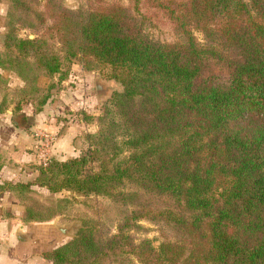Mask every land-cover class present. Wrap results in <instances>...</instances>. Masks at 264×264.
<instances>
[{
  "label": "trees",
  "instance_id": "trees-1",
  "mask_svg": "<svg viewBox=\"0 0 264 264\" xmlns=\"http://www.w3.org/2000/svg\"><path fill=\"white\" fill-rule=\"evenodd\" d=\"M11 2L18 14L45 16ZM155 2L182 41L154 42L123 7L79 13L52 3V23L39 37H5L0 69L18 76L25 93L36 90L39 75L59 74L62 61L76 58L107 67L121 86L87 137V150L37 167L32 183L51 194L110 199L123 225L109 239H95L91 227L80 230L47 259L115 264L125 244L128 260L141 264H264V0ZM22 23L36 29L43 19ZM209 58L229 72L204 75ZM30 186L0 184V192ZM40 211L30 208L27 221L56 215ZM141 219L177 237L157 248L126 243L123 229Z\"/></svg>",
  "mask_w": 264,
  "mask_h": 264
},
{
  "label": "rangeland",
  "instance_id": "rangeland-1",
  "mask_svg": "<svg viewBox=\"0 0 264 264\" xmlns=\"http://www.w3.org/2000/svg\"><path fill=\"white\" fill-rule=\"evenodd\" d=\"M20 1L22 6L27 7V12L45 13V16L37 18L33 14H18L11 0H0V54L4 52L7 34L33 39L51 25L52 21L46 15L49 3L79 13L111 6L123 7L129 10L134 23L154 42L174 44L183 40L168 16L155 7L154 0ZM21 5H17V8H22ZM42 19L43 24L36 29L20 24L21 21L32 24ZM193 36L200 45H207L200 32H193ZM54 47L58 49L59 45ZM227 72L229 70L225 63L213 58L205 61L204 75H225ZM109 75L110 70L94 60L86 58L84 66L76 58L62 61L59 74L39 75L36 90L25 93L26 87L18 76L8 67L0 69V106L4 109L0 115V142L9 138L11 132L22 133L24 152L31 155V159L16 164L13 160L9 163L0 162L4 167L2 176H5V179H0L1 185H31L27 191L0 192V264H52L47 255L78 236L80 230L91 227L95 239H109L123 225V214L116 210V205L110 199L81 196L68 191L51 194L32 183L37 176V167H46L51 160L67 161L76 158L87 150V137L96 134L98 118L103 115L105 108L111 107L112 95L121 91L120 84ZM44 97L45 102L40 106ZM62 137H66L65 145L55 148ZM46 145L48 162L43 165L41 150ZM12 164L16 165L18 173L9 178L8 165ZM30 208L33 211L41 210V216H45L48 209L56 215L45 222L27 221ZM58 227L69 228V232L62 233ZM123 232L128 238L126 243L138 245L149 241L154 248L177 237L169 227L149 219H141L134 226L123 229ZM127 251L124 244L115 264H141L134 259L129 261Z\"/></svg>",
  "mask_w": 264,
  "mask_h": 264
},
{
  "label": "crops",
  "instance_id": "crops-1",
  "mask_svg": "<svg viewBox=\"0 0 264 264\" xmlns=\"http://www.w3.org/2000/svg\"><path fill=\"white\" fill-rule=\"evenodd\" d=\"M22 133L19 132H11L10 137L3 140V142H0V162L3 163H9L13 160V162L16 164L22 160H27L31 159V155L27 154L24 152V145L25 144L23 141V136L21 135ZM65 139L66 137H62L59 139V141L55 144L56 146H62L63 144L65 145ZM55 152H58L56 150ZM59 155L61 154V151H59ZM2 168L3 165H0V179H5V176H2ZM17 171L16 165H8V172L7 176L10 178L11 176L15 177ZM33 175V173H32Z\"/></svg>",
  "mask_w": 264,
  "mask_h": 264
},
{
  "label": "built area",
  "instance_id": "built-area-1",
  "mask_svg": "<svg viewBox=\"0 0 264 264\" xmlns=\"http://www.w3.org/2000/svg\"><path fill=\"white\" fill-rule=\"evenodd\" d=\"M44 136V135H43ZM45 138H48L47 135L44 136ZM47 141V139H46ZM48 145V144H47ZM47 145L44 149L41 150V158H42V161H43V165H46L47 164V160H48V150H47Z\"/></svg>",
  "mask_w": 264,
  "mask_h": 264
},
{
  "label": "water",
  "instance_id": "water-1",
  "mask_svg": "<svg viewBox=\"0 0 264 264\" xmlns=\"http://www.w3.org/2000/svg\"><path fill=\"white\" fill-rule=\"evenodd\" d=\"M96 89L99 91V86L97 85V87H96ZM58 230H60L62 233H67V232H69V228L67 229V228H65V227H58ZM19 239L21 240V241H24L23 239H22V237H20L19 236Z\"/></svg>",
  "mask_w": 264,
  "mask_h": 264
}]
</instances>
